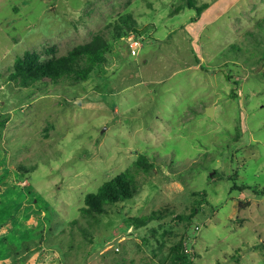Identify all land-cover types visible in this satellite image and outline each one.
I'll list each match as a JSON object with an SVG mask.
<instances>
[{
	"label": "rangeland",
	"instance_id": "rangeland-1",
	"mask_svg": "<svg viewBox=\"0 0 264 264\" xmlns=\"http://www.w3.org/2000/svg\"><path fill=\"white\" fill-rule=\"evenodd\" d=\"M191 1L0 0V264H264V0ZM98 35L83 81L13 76Z\"/></svg>",
	"mask_w": 264,
	"mask_h": 264
},
{
	"label": "trees",
	"instance_id": "trees-1",
	"mask_svg": "<svg viewBox=\"0 0 264 264\" xmlns=\"http://www.w3.org/2000/svg\"><path fill=\"white\" fill-rule=\"evenodd\" d=\"M186 3L189 8H195L197 14H200L207 6V4L196 6L195 2L191 0H187ZM106 49H108L106 40L98 35L90 42L78 45L66 55L56 57L45 64L24 65L18 60L17 70L13 76L16 79L19 77L24 85L37 84L41 82L42 77H47L54 83L63 78L83 81L89 77L94 68L105 61ZM136 185L130 174H119L103 183L96 193H88L81 211L86 217L96 220L99 215L105 213L106 205L132 198L136 193ZM196 211L197 209L193 213ZM161 216L160 212H152L145 216L131 217L127 222L130 227L138 229L151 221L161 219ZM182 217L179 219L181 220ZM191 217L192 215L187 217L189 222ZM167 259L168 264H192L191 256L182 239L171 248V254ZM162 264H166V261Z\"/></svg>",
	"mask_w": 264,
	"mask_h": 264
},
{
	"label": "water",
	"instance_id": "water-1",
	"mask_svg": "<svg viewBox=\"0 0 264 264\" xmlns=\"http://www.w3.org/2000/svg\"><path fill=\"white\" fill-rule=\"evenodd\" d=\"M207 114L210 115V116L212 115L210 110H207Z\"/></svg>",
	"mask_w": 264,
	"mask_h": 264
}]
</instances>
